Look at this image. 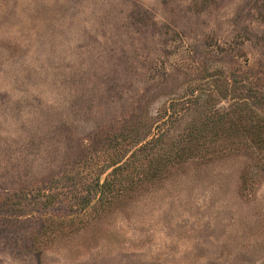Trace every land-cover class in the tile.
I'll list each match as a JSON object with an SVG mask.
<instances>
[{
  "label": "rangeland",
  "instance_id": "obj_1",
  "mask_svg": "<svg viewBox=\"0 0 264 264\" xmlns=\"http://www.w3.org/2000/svg\"><path fill=\"white\" fill-rule=\"evenodd\" d=\"M208 57L248 69L264 110V0H0V264H264L253 142L143 160L105 204L77 207L119 142L111 130L218 72Z\"/></svg>",
  "mask_w": 264,
  "mask_h": 264
},
{
  "label": "trees",
  "instance_id": "obj_2",
  "mask_svg": "<svg viewBox=\"0 0 264 264\" xmlns=\"http://www.w3.org/2000/svg\"><path fill=\"white\" fill-rule=\"evenodd\" d=\"M207 59L205 61L210 63L221 61L218 72H205L202 77L185 80L178 92L164 100L160 111L147 115L146 120H140L134 111L124 123L111 130V138L119 142L115 150L106 155L104 164L97 163L98 171H93L85 188L86 197L77 200L80 211L85 210L92 199L105 204L113 195L114 186L119 184L117 176L123 169L130 166L140 169L143 160L145 164L155 166L162 161H183L195 153L213 154L219 150L238 149L252 142L264 149V110L260 112L251 104L253 100H249L244 89L254 98H259L263 92L253 90L243 78L248 69L233 68L231 62L228 66L222 58ZM216 98L224 104H215ZM252 113L258 119L246 120L249 115L253 116ZM184 117L188 121L183 120ZM180 119L182 126L177 129L175 122ZM143 150L152 154L148 157ZM103 172L105 176L100 180ZM10 196L3 197L6 204L10 203ZM56 196V192L45 194L46 203L53 204ZM52 218L42 219L36 235L41 234L46 220Z\"/></svg>",
  "mask_w": 264,
  "mask_h": 264
}]
</instances>
